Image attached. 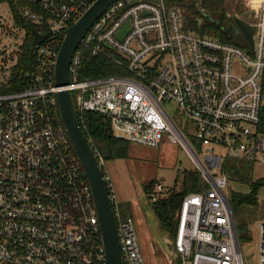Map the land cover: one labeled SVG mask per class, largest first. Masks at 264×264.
Listing matches in <instances>:
<instances>
[{
    "label": "built area",
    "instance_id": "1",
    "mask_svg": "<svg viewBox=\"0 0 264 264\" xmlns=\"http://www.w3.org/2000/svg\"><path fill=\"white\" fill-rule=\"evenodd\" d=\"M96 1L0 0V264H108L94 194L61 118L62 90L72 92L85 135L84 117L95 114L116 139L150 148L167 140L191 157L201 190L184 196L177 215L180 264H245L225 168L228 159L264 162V0L254 21L240 16L256 27L252 51L189 30L166 0H119L82 40L70 84L59 88L66 31ZM35 34H50L37 50ZM90 56L123 74L83 76ZM105 178L123 262L145 264L134 221ZM164 190L158 183L152 202ZM258 229L264 264V221Z\"/></svg>",
    "mask_w": 264,
    "mask_h": 264
},
{
    "label": "rangeland",
    "instance_id": "2",
    "mask_svg": "<svg viewBox=\"0 0 264 264\" xmlns=\"http://www.w3.org/2000/svg\"><path fill=\"white\" fill-rule=\"evenodd\" d=\"M225 2L228 9L237 7L243 19L254 21L257 18L256 12L259 9L257 0ZM165 106L178 126L190 132L176 104L170 103ZM102 165L110 178L109 183L113 187L121 213L132 217L134 221L145 264H180L179 256L174 251V232L165 229L155 216L151 207L152 199L148 198L145 188L151 183L164 184V192L157 194L159 200L168 197L172 191L182 192L183 171L197 170L188 153L167 140L158 148L130 143L126 159L104 160ZM225 172L228 178L226 193L230 200L235 193H250L253 184L259 182L263 184L257 191L258 204L242 206L235 212L237 225L247 226L246 239L241 241L245 264H258V225L264 221V162L249 163L228 159Z\"/></svg>",
    "mask_w": 264,
    "mask_h": 264
},
{
    "label": "trees",
    "instance_id": "3",
    "mask_svg": "<svg viewBox=\"0 0 264 264\" xmlns=\"http://www.w3.org/2000/svg\"><path fill=\"white\" fill-rule=\"evenodd\" d=\"M225 1L226 0H166V3L168 6L178 9L183 14L186 27L189 30L195 31L201 35L208 34L223 42L247 48L248 45L244 37L235 31L228 17L231 11L235 12L237 15H241V13L238 12L237 7L228 9ZM199 9H204L209 12L212 18L204 17ZM85 67L86 69L83 73L85 77H103L123 74L122 70L113 66L103 57L95 58L90 56L86 60ZM84 118L88 125L86 136L88 139H93V148L98 151L103 160L126 159L128 157L129 143L113 137L107 122L102 117L95 114H86ZM183 178L182 192L176 193L172 191L169 193L168 197L151 203L155 216L162 223L163 227L170 232H174V235L177 224L176 218L184 196L201 190L200 177L197 172L184 170ZM156 185V183H151L146 186L145 193L148 195L149 199H151V195L155 192L152 189H155ZM262 185V182L253 184L250 193H235L231 198L234 212L238 211L242 206L257 205V191ZM237 228L240 240H245L247 226L237 225Z\"/></svg>",
    "mask_w": 264,
    "mask_h": 264
},
{
    "label": "water",
    "instance_id": "4",
    "mask_svg": "<svg viewBox=\"0 0 264 264\" xmlns=\"http://www.w3.org/2000/svg\"><path fill=\"white\" fill-rule=\"evenodd\" d=\"M117 1L119 0H97L82 18L67 29L56 63L55 83L57 87L64 88L70 84L69 67L75 51L94 24ZM144 1L159 2V0ZM199 11L204 17L212 18L206 10L199 9ZM228 17L235 31L244 37L252 51L256 27L248 24L239 15ZM128 30L129 27H126L118 33L117 38L122 40ZM49 35L35 34L34 49L37 50ZM57 99L64 127L94 194L108 264H124L118 243L115 211L104 170L80 125L72 92L62 90L57 94Z\"/></svg>",
    "mask_w": 264,
    "mask_h": 264
},
{
    "label": "bare ground",
    "instance_id": "5",
    "mask_svg": "<svg viewBox=\"0 0 264 264\" xmlns=\"http://www.w3.org/2000/svg\"><path fill=\"white\" fill-rule=\"evenodd\" d=\"M260 2V0H257V4Z\"/></svg>",
    "mask_w": 264,
    "mask_h": 264
},
{
    "label": "crops",
    "instance_id": "6",
    "mask_svg": "<svg viewBox=\"0 0 264 264\" xmlns=\"http://www.w3.org/2000/svg\"><path fill=\"white\" fill-rule=\"evenodd\" d=\"M108 176V175H107ZM109 177V176H108ZM110 179V178H109ZM113 188V187H112Z\"/></svg>",
    "mask_w": 264,
    "mask_h": 264
}]
</instances>
